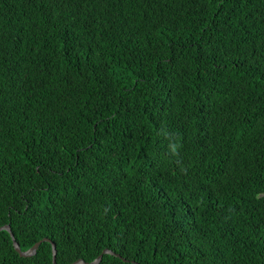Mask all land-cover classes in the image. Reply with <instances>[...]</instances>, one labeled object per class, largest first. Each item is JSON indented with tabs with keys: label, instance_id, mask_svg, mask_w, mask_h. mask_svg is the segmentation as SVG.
Here are the masks:
<instances>
[{
	"label": "trees",
	"instance_id": "1",
	"mask_svg": "<svg viewBox=\"0 0 264 264\" xmlns=\"http://www.w3.org/2000/svg\"><path fill=\"white\" fill-rule=\"evenodd\" d=\"M7 225L0 264H264V0H0Z\"/></svg>",
	"mask_w": 264,
	"mask_h": 264
},
{
	"label": "water",
	"instance_id": "2",
	"mask_svg": "<svg viewBox=\"0 0 264 264\" xmlns=\"http://www.w3.org/2000/svg\"><path fill=\"white\" fill-rule=\"evenodd\" d=\"M1 229H7L8 231H10L12 233V236H13V239H14V243H15V246H16V249L18 252L21 253L22 256H29V255H34L36 252H37V249H38V246L39 244L41 243L40 241L38 243H36L32 248H30L29 250L27 251H22L21 248H20V245L19 243L17 242V240L15 239L14 237V234L12 232V229H11V226L10 225H7V226H4ZM55 247V245H54ZM56 250H55V253H54V260L56 261ZM102 259V255L96 259L94 262H91V264H98L100 262V260ZM78 263H86V262H82V261H78V262H75L73 264H78Z\"/></svg>",
	"mask_w": 264,
	"mask_h": 264
}]
</instances>
